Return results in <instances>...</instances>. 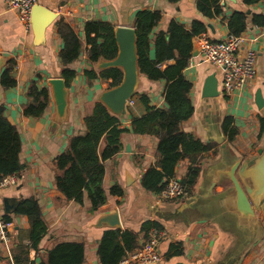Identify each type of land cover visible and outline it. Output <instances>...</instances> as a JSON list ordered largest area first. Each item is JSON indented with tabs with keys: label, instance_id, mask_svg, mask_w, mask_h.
Returning <instances> with one entry per match:
<instances>
[{
	"label": "crops",
	"instance_id": "0c3cea01",
	"mask_svg": "<svg viewBox=\"0 0 264 264\" xmlns=\"http://www.w3.org/2000/svg\"><path fill=\"white\" fill-rule=\"evenodd\" d=\"M234 1L223 0L225 15L208 20L198 11L196 0H180L176 4L170 0H37V5L58 15L46 30L43 43L37 45L32 28L25 27L17 13L9 11L4 1L0 0V60L3 59V53L10 55L4 59L0 76L8 62L14 61L12 75L17 80V86L13 89L3 90L0 86V104L5 106L7 118L20 132V161L26 165L15 185L0 188V215L12 217L11 243L9 249L0 243V264H15L13 252L23 259V254L18 249L30 244L28 218L7 214V209H10L7 203L14 208L19 201L31 197L38 200L48 225L47 235L39 246L40 251L31 249L28 254L29 261L36 264L46 260L48 251L63 242H83L85 264H101L97 255L98 245L104 232L110 229H99L94 225L100 216L113 213L116 209L120 215L122 231L139 232L145 222H155L162 227L159 250L163 259L160 264H264V203L256 213V220L245 224L235 213L234 190L228 178L221 175L220 182L211 189L216 171L239 159L242 161L241 165L252 161L258 156L259 149L264 147V135L258 137L259 119L264 118V27L254 26L251 15L248 28L241 35L244 43L240 55H245L249 50L255 52L256 76L243 91L225 95L222 90L223 72L203 62L199 55L192 56L184 72L185 78L193 85L190 96L195 114L182 124L181 129L205 143L217 145L215 152L202 156L199 178L192 194L178 201H164L159 194L143 189V175L158 162V140L132 132L122 136L124 150L104 162L107 203L97 212H90L91 204L87 196L82 205L65 201L56 189L52 165L54 159L66 150L70 136L85 131L84 117L93 109L102 93L109 89L105 86L110 81L98 80L89 87L84 76V71L89 68L99 72L101 63H88L89 46L84 42V26L87 22L104 21L111 23L116 29H134L138 12L158 11L162 19L153 35L160 31L166 32L172 20L185 25L187 29L191 28L194 20H201L208 26V32L204 35L212 40H223L229 35L227 18L233 11L264 16V0L251 7L245 6L243 0ZM61 19L79 35L84 52L71 65L78 76L69 88L67 119L58 123V128L51 132V124L56 119V107L49 81L60 78L62 69L59 53L63 42L56 26ZM151 55L154 56V49ZM211 75H215L218 80L220 95L205 99L202 97V90L206 79ZM33 82L40 88L47 87L50 93V105L40 119L23 114L28 101L27 93ZM164 88V81L153 82L143 76L137 93L148 95L152 106L163 108ZM258 93L263 100L261 109L256 104ZM132 109L137 115L142 113V108L135 103ZM226 116H232L239 129V136L233 143L227 141L222 131ZM119 118L122 128L131 130V115L127 113ZM187 166V162L178 164L176 178L182 180L186 177ZM128 175L131 179L127 182ZM114 185L123 189V197L110 194ZM140 240H143V234ZM172 245H177L183 255L171 257L169 251ZM52 260L63 262L62 258L56 256Z\"/></svg>",
	"mask_w": 264,
	"mask_h": 264
},
{
	"label": "trees",
	"instance_id": "16d2710c",
	"mask_svg": "<svg viewBox=\"0 0 264 264\" xmlns=\"http://www.w3.org/2000/svg\"><path fill=\"white\" fill-rule=\"evenodd\" d=\"M223 0H196L198 11L208 20L217 19L225 15ZM176 4L180 0H170ZM262 0H243L247 7L255 6ZM254 26L264 27V16L250 14L243 11H233L227 18L229 35L241 36L248 28L249 16ZM226 18V17H225ZM162 19L158 11H140L134 21L136 31V48L140 73L149 81H164L163 98L165 107L157 108L150 104L146 94L136 93L132 100L142 108L137 115L132 107L128 108L131 115V130L122 128L119 117L113 115L102 103L96 102L90 114L83 123L85 131L73 135L64 152L53 161L56 189L63 195L66 202L84 203L88 197L90 212L100 210L107 203L104 189V162L114 158L124 150L122 136L132 132L140 136H151L158 140L156 155L158 162L142 177L144 190L153 194H160L167 182L177 177L176 168L180 162H187V175L182 184L188 194H192L200 174V160L207 153L215 152L216 144L205 143L192 133L181 129L182 124L189 121L195 114V107L191 100L193 88L184 75L193 54L194 40L208 32L204 21L194 20L191 28L172 20L168 30L154 34L155 28ZM57 32L63 42L59 53L61 73L60 78L71 88L78 72L71 68L82 56L83 42L76 31L63 19L56 23ZM153 36V37H152ZM84 42L89 46L87 60L90 64L100 60H114L119 52L115 39V27L104 21H89L84 26ZM154 49V56L151 52ZM170 62H173L170 64ZM15 62L9 61L0 76V86L3 90L13 89L17 80L13 77ZM87 85L90 87L95 81L109 82V89L121 84L123 72L119 68H110L100 72L93 68L84 71ZM27 104L23 114L29 118L40 119L47 111L51 99L47 87H38L33 82L27 93ZM260 131L258 137L264 135V118L259 119ZM222 131L229 143H233L239 136V129L232 116H226L222 123ZM22 139L18 128L6 116V108L0 104V182L7 177L20 178L26 165L20 161ZM112 196L123 197L124 191L119 185L110 189ZM14 216H25L30 223V244L19 247L23 259L13 252L15 264H36L30 262L28 254L31 249L39 252V246L48 232V225L42 214L36 198L31 197L18 202ZM6 222H12L11 215H4ZM161 231L162 227L153 222H145L139 232L130 230H106L98 245L97 255L101 264H119L131 252L140 249V236L145 239L152 230ZM171 257L182 256L183 251L177 245L170 247ZM47 259L39 264H85V244L83 242H63L48 251ZM56 256L62 258L59 263L52 260Z\"/></svg>",
	"mask_w": 264,
	"mask_h": 264
},
{
	"label": "water",
	"instance_id": "95a60500",
	"mask_svg": "<svg viewBox=\"0 0 264 264\" xmlns=\"http://www.w3.org/2000/svg\"><path fill=\"white\" fill-rule=\"evenodd\" d=\"M233 1L234 0H229ZM58 15L41 5H36L32 10L31 28L35 37V43L40 45L45 39L46 30L57 19ZM209 28H212L209 25ZM115 39L118 45V55L114 60H100L99 72L110 68H119L123 72V80L120 85L108 89L103 92L99 98L102 103L113 115L124 117L128 113L127 103L138 92L141 78L138 66V56L136 48V31L127 27L115 28ZM192 56H197L199 49L194 44ZM8 53H3L0 60V71L3 69L4 59L9 58ZM52 90V96L56 107V119L51 124V132L58 128V123H62L67 119L69 108V88L62 78H55L49 81ZM218 80L215 75L209 76L202 90V97L212 99L219 97ZM1 100V92H0ZM262 97L260 93L256 95V104L259 109L262 108ZM239 159L232 165L224 167L216 171L215 179L212 182L211 189L220 182V176L225 175L231 182L234 190L233 204L235 213L245 224H251L256 220V213L260 210V206L264 203V147L258 151V156L252 161L244 162ZM131 177L127 176V182ZM7 203V214L14 213L16 207ZM264 228V220L262 221ZM95 228L122 230L120 215L116 209L113 213L100 216ZM144 243V239L140 240V246ZM177 264H185L179 262Z\"/></svg>",
	"mask_w": 264,
	"mask_h": 264
},
{
	"label": "built area",
	"instance_id": "2783aa9c",
	"mask_svg": "<svg viewBox=\"0 0 264 264\" xmlns=\"http://www.w3.org/2000/svg\"><path fill=\"white\" fill-rule=\"evenodd\" d=\"M9 11H15L21 23L28 29L31 27V15L37 0H3ZM264 35V28H263ZM199 49L198 55L203 62L220 69L223 72L222 90L225 94L231 95L243 91L256 76L255 52L249 50L245 55H240L244 38L242 36L228 35L223 40H212L207 35H200L195 40ZM131 99L127 108L134 106ZM17 177L11 176L0 182V188L15 185ZM188 195L186 187L178 178L170 179L159 194L164 201H178ZM12 223L6 222L0 215V243L7 249L11 243ZM163 234L161 231L152 229L140 249L128 253L119 264H160L162 254L159 250V243Z\"/></svg>",
	"mask_w": 264,
	"mask_h": 264
},
{
	"label": "rangeland",
	"instance_id": "374dc122",
	"mask_svg": "<svg viewBox=\"0 0 264 264\" xmlns=\"http://www.w3.org/2000/svg\"><path fill=\"white\" fill-rule=\"evenodd\" d=\"M102 83H104V82H102ZM105 87L109 88V83H107ZM225 95H227V94H225ZM92 110H93V109H92ZM92 110L89 112V114L92 112ZM73 135H74V134H72V135L70 136V138H72Z\"/></svg>",
	"mask_w": 264,
	"mask_h": 264
}]
</instances>
